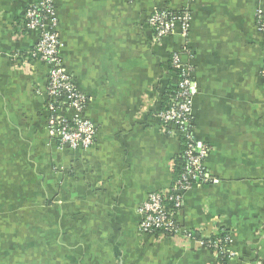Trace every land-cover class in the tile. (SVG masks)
Listing matches in <instances>:
<instances>
[{
    "label": "crops",
    "instance_id": "1",
    "mask_svg": "<svg viewBox=\"0 0 264 264\" xmlns=\"http://www.w3.org/2000/svg\"><path fill=\"white\" fill-rule=\"evenodd\" d=\"M40 1L0 0V264H218L193 241L138 229L181 151L157 117L173 54L192 67V134L214 179L184 193L178 223L228 232L229 264H264V0H52L63 67L96 130L85 150L47 130L49 66L28 56L38 35L21 26ZM158 9L188 14L187 35L156 41Z\"/></svg>",
    "mask_w": 264,
    "mask_h": 264
},
{
    "label": "built area",
    "instance_id": "2",
    "mask_svg": "<svg viewBox=\"0 0 264 264\" xmlns=\"http://www.w3.org/2000/svg\"><path fill=\"white\" fill-rule=\"evenodd\" d=\"M190 16L188 14H173L165 10H155L148 19L156 41L167 37L176 27L183 36L189 30ZM22 29L37 33V40L28 51L31 59L49 66L46 95L49 101L46 106L48 112L47 130L55 138L60 148L88 149L95 140V127L83 115L87 104L86 97L73 85L66 73L62 60V43L57 32V18L52 0H41L36 5L28 7L23 16ZM256 28L264 40V13L256 15ZM171 67L178 71L179 81L177 91L170 99L169 107L158 113L162 131L181 139V156L184 158V169L170 189L152 193L140 206L141 221L139 232L158 238L193 241L198 247L210 250L217 256L227 253L229 260L234 258L230 252V237H225L224 245L221 240L211 241L197 239L203 231L186 230L178 223L183 207V195L193 186L212 184L214 180L204 167V160L209 147L195 141L192 134V100L196 89L192 80V67L183 64L176 54L170 60ZM264 78V66L261 70ZM66 112H72L71 117ZM159 232L158 234H156ZM212 232L211 234H215ZM205 237V236H204ZM208 237V236H206Z\"/></svg>",
    "mask_w": 264,
    "mask_h": 264
},
{
    "label": "trees",
    "instance_id": "3",
    "mask_svg": "<svg viewBox=\"0 0 264 264\" xmlns=\"http://www.w3.org/2000/svg\"><path fill=\"white\" fill-rule=\"evenodd\" d=\"M170 73H171V80L168 83V86L165 88L162 97H161V111L166 110L169 107L170 104V99L174 96L175 92L177 91V84L179 81L178 77V71L173 69L170 64ZM182 142V141H181ZM181 146V145H180ZM181 150H183V147H181ZM181 153V151H180ZM184 158L179 154L177 157L174 159V166H173V182L178 179V177L181 175L184 169ZM157 232L156 234H158ZM150 236V235H147ZM229 234L228 232H225L222 229H218L215 234H210L208 237H204L201 235H197V239H202V240H211V241H219L221 240L224 245V239L225 237H228ZM152 237V236H150ZM155 239L158 238V235L154 236ZM218 264H229V259L227 257V253L221 255L218 254L217 256Z\"/></svg>",
    "mask_w": 264,
    "mask_h": 264
},
{
    "label": "rangeland",
    "instance_id": "4",
    "mask_svg": "<svg viewBox=\"0 0 264 264\" xmlns=\"http://www.w3.org/2000/svg\"><path fill=\"white\" fill-rule=\"evenodd\" d=\"M214 180V179H213ZM216 182V181H215Z\"/></svg>",
    "mask_w": 264,
    "mask_h": 264
}]
</instances>
